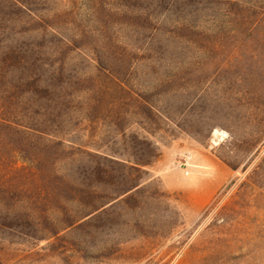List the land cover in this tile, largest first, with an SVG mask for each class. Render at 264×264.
I'll return each mask as SVG.
<instances>
[{"label":"rangeland","instance_id":"1","mask_svg":"<svg viewBox=\"0 0 264 264\" xmlns=\"http://www.w3.org/2000/svg\"><path fill=\"white\" fill-rule=\"evenodd\" d=\"M111 1L0 0V57L11 41L37 51L35 73H50L59 102L43 135L54 170L41 167L49 157L28 159L33 147L14 174L41 167V179L0 181L1 264H264V0H177L150 13ZM121 81L150 97L153 117ZM40 98L34 87L32 107ZM117 102L131 110L124 120ZM122 129L158 146L140 189L64 228L94 203L72 180L87 152L131 157ZM98 184L97 204L114 193Z\"/></svg>","mask_w":264,"mask_h":264},{"label":"trees","instance_id":"2","mask_svg":"<svg viewBox=\"0 0 264 264\" xmlns=\"http://www.w3.org/2000/svg\"><path fill=\"white\" fill-rule=\"evenodd\" d=\"M126 1L133 6L137 5V8L144 6L148 12L149 9L150 12H152L157 6L164 8V12H168L177 0H134L136 3L131 2V0ZM32 2L33 0H14L13 3L18 7L26 8V4L28 5ZM108 2L112 1L107 0V2H105L102 0L100 3L107 7ZM110 8L113 7L110 6L108 9ZM5 30H7V25L0 22V33L2 34ZM2 44L3 42L1 41L0 46ZM5 46L10 47L9 53L11 55H9L7 59L0 57V151L3 152L0 155V181H38L41 179L40 176H38V174H42L41 167H45L44 170L45 172L48 170V174L50 173L49 169L54 170L53 165H55L56 161L55 159L51 161L53 158L52 155H55L54 149L51 148L53 145H51L48 139L43 135L51 134V130L47 129V127L54 124V119L52 117L53 109L59 106V102L53 95L52 88L48 81L50 73L45 75V77L35 73L38 72L35 70L36 66L39 64L37 51L28 47L27 49H23V47H20V45L13 41L6 43ZM22 53L24 55H22ZM121 82L122 83L118 85L120 86V91H128L130 97L141 100L138 101L137 108L141 109L143 114L147 115V118L153 117V115H155L152 110L154 105L149 101L150 97L142 95H139V97L132 96L125 83H123V81ZM27 85L29 88L24 94L23 88ZM34 87L40 92L42 98L37 101L38 107H32V104H34L32 100L34 96ZM30 107H32V113L29 112ZM116 107L118 109H113L116 118L124 120L126 115L131 113L129 108L126 109L121 107L120 103H118ZM123 109L125 110L123 111ZM26 118L30 120L34 126L31 127L27 125ZM37 133L38 135H36ZM120 135L122 136L121 139L124 144L133 150L131 153L132 155H130L131 157H119L98 150L96 152H87V158H89L87 161V168L79 172L78 176L73 177L72 180L80 181V183L85 186L83 189H78V191H82L79 201L87 199L88 204H91V202L94 203H92L91 207L84 215L66 219L64 228L75 227L83 223L85 218L94 216L96 212L104 207L113 204L124 196L133 195L140 189L142 181H140L137 172L141 169V166L149 164L158 155V146L149 137L138 136L136 133L127 132L126 129H122ZM58 144L61 145L62 141H58ZM14 145L16 147H13ZM17 146H19V150ZM33 147H36V150ZM27 149L35 151L34 153H29V156H31L29 158H20L19 152H27ZM33 154L36 158L42 159L43 161L49 157L51 161L50 167L42 164L43 166L38 167L37 175L32 170H29L28 175L25 170L22 172L21 177L15 175L14 170L18 169V162H25L26 158L32 160ZM75 161V159L70 160L71 163ZM61 162L66 164V161ZM58 166L60 167L59 163ZM72 176L73 175H70V177ZM45 178L46 177L43 176L42 180L47 181ZM99 182L105 183L104 185L110 188L114 193L112 195L110 194L106 200L97 204L95 200L98 197L97 190L100 185L98 184ZM0 184H3V182H0ZM120 184H124V186L117 188ZM83 196L86 198L83 199ZM2 197L3 196L0 198ZM3 208L7 209V207ZM60 209L66 213L69 211L68 207L66 208L64 205L63 207L60 206ZM45 219H48V216H45ZM50 220L55 221V218L51 216V218L49 217V221Z\"/></svg>","mask_w":264,"mask_h":264},{"label":"crops","instance_id":"3","mask_svg":"<svg viewBox=\"0 0 264 264\" xmlns=\"http://www.w3.org/2000/svg\"><path fill=\"white\" fill-rule=\"evenodd\" d=\"M187 162H188V161H186V163H187ZM166 180H167V179L165 178L164 181H166Z\"/></svg>","mask_w":264,"mask_h":264}]
</instances>
